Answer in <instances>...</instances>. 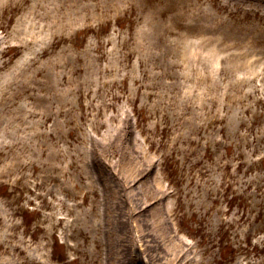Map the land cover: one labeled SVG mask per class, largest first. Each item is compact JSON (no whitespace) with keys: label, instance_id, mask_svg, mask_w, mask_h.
<instances>
[{"label":"rangeland","instance_id":"obj_1","mask_svg":"<svg viewBox=\"0 0 264 264\" xmlns=\"http://www.w3.org/2000/svg\"><path fill=\"white\" fill-rule=\"evenodd\" d=\"M220 1L72 0L67 7L52 0L65 38L40 57L46 71L39 78L42 94L57 95L43 106L63 112L49 131L54 138L43 134L33 143L57 150L31 156L34 144L28 145L27 186L0 190V264H97L101 247L93 239L102 235L93 224L104 210L92 183L117 182L113 171L123 159H137L115 139L126 118V137L155 158L147 174H157L172 193L174 231L167 239L185 242L179 249L185 260L264 264V70L232 54L233 20L240 16L227 15ZM36 2L24 0L22 8ZM20 10L4 13L6 31ZM214 12L226 20L220 46L201 42L216 33L205 25ZM192 52L224 58L211 62ZM51 70L59 81L50 82ZM100 140L104 149L96 151Z\"/></svg>","mask_w":264,"mask_h":264},{"label":"bare ground","instance_id":"obj_2","mask_svg":"<svg viewBox=\"0 0 264 264\" xmlns=\"http://www.w3.org/2000/svg\"><path fill=\"white\" fill-rule=\"evenodd\" d=\"M23 1L0 0V81L7 84L0 87V190L2 192L9 190L7 188L13 189L18 183L23 182L26 176L23 170L27 168V160H29L24 155L27 146L43 134L53 136L49 131L61 123L59 117L63 112L59 107L53 111L50 105L43 106V100L54 99L57 95L42 94L43 83L39 78L46 71L43 65H40V57L47 55L52 46L65 38L58 26L60 19L57 4L54 2L52 5V0H37L29 8H22ZM69 1L72 0H64L63 3L69 7L71 5ZM48 4L51 6L49 9L43 7ZM219 7H225L227 15L232 13V17L240 16L233 20L236 23L234 22L233 25L232 43H230L232 54L238 59L241 58L242 62L251 69L257 70L258 66H262L261 69L264 70V0H221ZM20 8V20L13 24L10 31H6L4 23L1 22L7 18L4 13ZM187 14L189 15V11ZM251 16H255L254 21L250 20ZM244 19L247 24L242 25ZM225 22L224 17L214 12L211 20L205 25L208 28H216V33L210 38L201 39V42H209V45L216 46L225 43L226 37L219 33V29L226 25ZM76 23L72 25L79 28ZM36 46H39L38 50ZM66 50L67 48L64 49ZM11 51L13 55L8 56ZM198 56L199 54L196 55L195 52L190 53L191 58L208 59L211 62L224 58ZM142 59L140 57L138 62L140 63ZM54 66H57L56 62ZM49 75L50 82L59 81L57 74L52 70ZM42 82L46 81L42 79ZM3 88H7V91H2ZM36 88L40 91L38 94L34 92ZM19 97L23 102L17 100ZM27 118L30 119L31 125L27 124ZM48 123L50 126L45 129ZM24 124L27 126H23ZM43 127L44 129H40ZM129 128L130 124L126 118L119 126L120 131L116 133L115 139L117 145H125V149L126 146L131 148L136 153L137 159L127 156L123 159L121 168L113 171L117 182L106 181L102 177L99 187L96 183H92V193L97 195L98 202L104 210L93 224L95 233L102 235L101 238H97V234H94L93 239L95 246L101 247L97 248V264H195L194 260H185L180 254L179 249L185 242L173 237V242L167 239L168 236H173L174 231L170 220L171 210L168 207L171 202L168 196L172 193L165 190L157 174H151L152 178L147 174L149 171L154 172L155 158L139 150L134 139L126 137L127 133H130ZM103 143L104 141L101 140L95 142L96 151H103L105 146ZM33 144L31 156H41L57 150L54 144L49 145L50 147L38 142ZM38 178L36 185L43 180L35 176V180ZM25 186L27 182L25 184L23 182L21 188ZM130 191L134 192L130 193ZM150 211L153 213L151 220H149ZM100 225L103 226L102 229ZM135 225L138 240L134 238L136 234L132 233ZM112 231L115 235L110 238L109 233ZM163 254L165 261H162Z\"/></svg>","mask_w":264,"mask_h":264}]
</instances>
